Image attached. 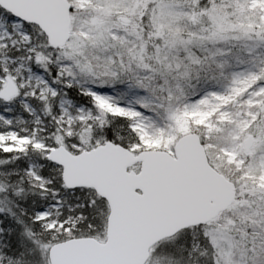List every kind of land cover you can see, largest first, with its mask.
Wrapping results in <instances>:
<instances>
[{"label":"rangeland","instance_id":"rangeland-1","mask_svg":"<svg viewBox=\"0 0 264 264\" xmlns=\"http://www.w3.org/2000/svg\"><path fill=\"white\" fill-rule=\"evenodd\" d=\"M68 1L75 16L71 15L70 40L61 51L53 50L49 44L38 50V45L33 44L31 31L24 23L0 14V64L6 74L0 76V91L6 86L7 78L14 83L18 95L8 104V112L19 106L24 116L21 121V116L13 121L12 117L0 113V152H23L31 146L49 154L63 146L73 155H79L106 143L100 127L104 121L102 115L85 105H77L70 98L61 97L58 88L49 82L44 62L50 60L58 64V71L64 73L63 77L69 85L77 86L90 96L106 115L132 122L131 128L138 138V143L130 149L132 153L160 151L174 156L176 144L181 138L196 134L202 143L199 132H203L204 138L209 141L202 144L210 165L216 171L219 172L225 164L233 166L236 171L243 172L242 178L252 180V185L264 192L262 59H243L238 69L226 75L223 88L187 100L184 97L158 100L146 84L149 74L140 75L137 72L132 76V82L125 86L127 98L124 102L119 100L116 90L98 87L83 79V70L77 63L78 57L83 55L92 56L90 60L96 58V70L91 69L94 77L98 74L116 76L120 67L131 70L130 59L134 55L140 57L138 49L144 48L145 41L143 30H136L138 27L132 24L134 16L139 26L146 24L155 38L166 42L163 44L173 51L184 46L183 43H189L179 41L176 38L180 36L178 34L190 33L196 41L204 40L202 29H196L195 24H209V28L214 29L213 33H219L218 36L231 31L253 33L264 23V0H226L227 4L220 6L221 11L214 14L190 13L165 0ZM116 29L122 31L118 34ZM107 38L118 44L115 58L107 59L102 56L103 52L100 57L93 53L90 55L91 50L84 47L85 42H93L98 48V42ZM45 101L51 105L43 110L40 104ZM47 125L59 134L64 133L60 135L68 141L61 137L59 145L48 147L46 141L50 135L45 127ZM249 137L254 138V144L246 152L245 143ZM28 170L36 180L43 181L36 164L29 163ZM132 170L139 173L140 166ZM234 186L236 198L235 183ZM62 194V191L52 193V205L35 214V221L40 222L46 232L68 234L78 220L74 215L76 208L72 207V195L67 197L66 203ZM230 209V215L221 214L210 224L221 225L229 221L239 229H249L262 252V255L257 253L254 257L253 264H264V196H259L256 202H235L234 199ZM101 214L108 216L109 209L102 208ZM205 233L214 249V264H248L245 251L234 250L219 230L208 228ZM21 235L20 250L16 252L12 264H41L46 259L49 262L53 245L31 239L28 234ZM94 239L104 243L106 227L104 234L98 233Z\"/></svg>","mask_w":264,"mask_h":264},{"label":"trees","instance_id":"trees-1","mask_svg":"<svg viewBox=\"0 0 264 264\" xmlns=\"http://www.w3.org/2000/svg\"><path fill=\"white\" fill-rule=\"evenodd\" d=\"M165 1L184 8L190 13L200 12L202 14H214L221 11L220 6L227 4L226 0ZM0 14L11 17L1 8ZM71 15L75 16V12H71ZM133 19V26L138 27L136 30H143L145 41L144 48L138 49L140 57L134 55L130 59L131 70L120 67L116 76L98 74L94 77L91 69L96 70L95 65L98 64L94 60L96 58L90 60L92 56L83 55L77 59L79 69L83 70V79H88L90 84L98 87L116 90L120 101L127 98L125 86L132 82V76L137 72L140 75L149 74L146 84L158 100H177L181 97L187 100L198 98L205 92L223 88L226 75L238 69L243 59L258 57L264 62V23L256 27L253 33L237 34L231 31L233 35L227 32L219 36V33H213L214 29L209 28V24H195L196 29H202L204 40L198 42L195 40L196 37L190 33L178 34L180 38H176L180 39L179 41L189 43H183L184 46L177 47L173 51L163 44L166 42L155 38V34L146 24L139 26V21L137 22L135 16ZM26 27L31 31L33 44L38 45V50L43 45L47 46L44 34L37 27L30 25ZM116 31L119 34L122 30L116 29ZM149 33L152 34L150 37ZM98 44L99 47L96 48L95 43L85 42L84 47L90 49V55L95 54L96 57H100L99 54L102 52V56L107 59L115 56L114 52L118 44L110 38L105 41L101 40ZM47 48L50 51V48ZM44 64L47 68L46 74L49 82L58 88L61 97L70 98L77 105H85L93 109L95 113L102 115L104 121L100 127L106 142H112L126 149H131L132 145L138 143L130 120L106 115L90 96L84 94L77 86L68 84L66 77H63L64 73L58 71V64L50 60ZM3 71L0 64V76H6ZM49 102L45 101L40 104L43 110L50 107L51 102ZM53 103L56 102L53 101ZM7 106L6 102L0 100L1 114L12 117L13 121L19 116L22 117L20 121L23 120L24 116L21 115L22 109L19 106L13 111L10 110V113ZM45 121L49 124L48 120ZM45 127L50 135V139L46 141L48 147L54 148L59 145L61 137L68 141L64 135H60L64 133L59 134L55 129L51 130L48 125ZM199 134L203 138H201L202 143L207 144L209 140L204 138L203 132ZM47 156L48 153L34 150L31 146L23 152H0V264L13 263L16 252L20 250L21 234H28L31 239L53 246L72 239L94 238L98 233L104 234L108 216L102 215L101 209L108 210L107 203L93 190H67L62 180V169L48 161ZM29 163L37 165V172L42 182L29 173ZM219 172L236 184L235 202H256L259 196H264L262 190H257L254 183V186L252 185V180L242 178L243 172L236 171L233 166L225 164ZM58 191L64 193L65 196L62 195L66 203L67 197L71 194L72 207L76 208L74 215L78 220L68 234L46 232L41 223L35 221V214L49 208L53 201L51 194ZM231 212L230 209L226 214L230 215ZM208 228L219 230L234 250L245 251L248 264H253L252 260L257 253L262 255L260 246L256 243L257 239L252 236L249 229H239L234 223L226 221L221 225L209 224L205 227L191 228L174 238L161 242L153 248L149 264H214L212 258L214 249L211 247L209 238L205 236ZM46 260L41 261V264H50Z\"/></svg>","mask_w":264,"mask_h":264},{"label":"water","instance_id":"water-1","mask_svg":"<svg viewBox=\"0 0 264 264\" xmlns=\"http://www.w3.org/2000/svg\"><path fill=\"white\" fill-rule=\"evenodd\" d=\"M0 8L20 22L36 26L53 50H63L71 37L68 0H0ZM18 94L14 83L0 99ZM254 138L249 137V152ZM48 160L62 169L68 190L89 189L109 206L104 243L72 239L51 247L50 264H147L151 250L184 230L206 226L225 213L235 199V186L209 163L198 135L181 138L175 155L160 151L134 154L106 142L73 155L53 149ZM140 166V172L131 170Z\"/></svg>","mask_w":264,"mask_h":264}]
</instances>
